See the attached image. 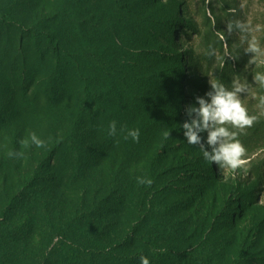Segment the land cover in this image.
<instances>
[{
    "label": "rangeland",
    "instance_id": "374dc122",
    "mask_svg": "<svg viewBox=\"0 0 264 264\" xmlns=\"http://www.w3.org/2000/svg\"><path fill=\"white\" fill-rule=\"evenodd\" d=\"M13 1L28 27L40 21L58 39L71 38L70 51L92 47L112 73L126 75L118 82L95 62L79 61L99 116L86 121L87 131L75 133L72 122L86 98L79 90L59 94L67 79L62 66L51 60L36 68L0 66V211L37 171L44 180L33 189L30 213L22 209L13 217L14 226L31 227L19 237L23 263L32 264L33 247L45 242L47 220L68 225L78 215L77 227L102 239L126 264H140L142 256L150 264H264V185L254 174L264 162V145L247 152L241 168H219L200 145L187 143L183 130L188 108L198 106L197 97L207 99L211 81L230 62L235 71L226 86L239 80L245 86L240 99L256 117L253 125L264 121V88L254 80L264 71V57L251 62L245 37L227 31L229 21H247L253 29L259 24L261 31L251 35L264 45V0H77L68 17H58L66 12L63 0ZM168 14L179 30L158 19ZM169 28L177 30L176 46L161 42ZM210 50L211 64L197 72L194 63ZM183 79L206 87L182 89ZM178 87L185 95L171 96ZM116 89L120 96L100 98L103 90ZM113 121L115 136L108 133ZM129 129L140 130L138 142L127 137ZM68 132L75 145L55 152ZM32 133L46 146L32 145ZM202 136L207 146V134ZM187 252L194 257L182 255ZM92 264L111 263L98 258Z\"/></svg>",
    "mask_w": 264,
    "mask_h": 264
},
{
    "label": "trees",
    "instance_id": "16d2710c",
    "mask_svg": "<svg viewBox=\"0 0 264 264\" xmlns=\"http://www.w3.org/2000/svg\"><path fill=\"white\" fill-rule=\"evenodd\" d=\"M77 0H63L62 6L66 12L58 17H68L67 8L76 3ZM118 3L120 0H116ZM13 0H5L4 3L0 1V66L9 68L11 66H20L24 68L31 64V67L36 68L40 62L47 60L48 62L54 61L57 65L62 66L65 71V86L61 87V93L70 94L77 92L78 90L83 93L86 98L85 103L79 106V113L76 119L73 120L71 131L75 133L79 131H87L88 122L90 119H95L99 116V109L95 111L92 109L95 101V91L93 86L88 81H84L85 78L81 71L79 61L84 63L98 64L101 71L106 75L114 78L116 81L121 82L125 79V73L122 71L119 74L111 72L110 65L100 56L96 49L92 47H85L82 52L70 51V44L72 39L60 40L58 39L56 32L45 29L42 23L35 22L29 27L24 21H21L18 17V10L15 7ZM68 11V12H67ZM165 21L174 24V27L179 30V23L171 15L161 16ZM163 21V20H162ZM70 22V19H68ZM69 27V25H66ZM166 35L161 37L162 44H169L176 46L177 30L169 28L166 30ZM70 36V35H69ZM211 64L212 58L209 56H203L201 62L194 63V68L197 72L203 70V64ZM62 64V65H61ZM183 65L187 66V62L183 61ZM64 65V66H63ZM36 66V67H35ZM237 68V67H236ZM235 71L233 63L230 62L226 66L218 77L219 82L228 83L229 76ZM182 89L185 87L195 88L197 90H203L206 86L199 85L196 81H188L183 79ZM67 82V83H66ZM64 85V83H63ZM118 89V88H117ZM116 90H103V94L100 98L105 101L115 97L118 92ZM181 88H176L170 92L171 96H178L179 94L185 95V92ZM11 90V89H10ZM119 95V94H118ZM47 96L52 97L51 93ZM120 96V95H119ZM182 97V96H181ZM184 99V97H182ZM183 102V100H182ZM93 121V120H92ZM251 129V131H250ZM74 133L68 132L67 135L56 142L54 151L58 152V149L65 144L75 145L77 139L74 137ZM239 140L242 142L246 149V153L257 147L264 145V121L259 125H252L250 128L244 130L241 133ZM53 151V152H54ZM42 169V168H41ZM258 183L264 185V162H262L254 172ZM40 172H36L34 176L26 180L20 187L19 192L10 198L4 208L0 211V264H24L25 253L20 251V235L26 234L30 231V228L20 225H13V217L17 214L29 212L32 204L35 202V191L33 189L43 182ZM23 209V211H22ZM22 211V212H21ZM81 217L74 215L71 223L68 225H51L43 224V230L41 236L48 242L45 247V242L42 240L40 245H35L32 251V264H92L93 261L103 260V263L108 262L111 264H126L125 261L119 259L114 251L109 249L103 240H98L94 235L89 234L86 230H83L75 224ZM32 224V223H30ZM133 232L129 233L132 236ZM37 233H34L33 238L37 237ZM58 240L56 243L55 240ZM71 242L70 249L65 253L61 252L60 248L65 246V243ZM90 242V243H88ZM92 246H95L97 250H94ZM52 249H49V248ZM48 248V249H47ZM42 250V253L40 252ZM58 253V258L54 260ZM164 255L163 253H160ZM184 257L193 258V253H184ZM18 256V257H16ZM77 260V261H75ZM25 264H29L28 262ZM232 264H238L235 261Z\"/></svg>",
    "mask_w": 264,
    "mask_h": 264
},
{
    "label": "clouds",
    "instance_id": "9594fccd",
    "mask_svg": "<svg viewBox=\"0 0 264 264\" xmlns=\"http://www.w3.org/2000/svg\"><path fill=\"white\" fill-rule=\"evenodd\" d=\"M228 32H238L245 37L246 52L253 53L251 62L255 63L260 57H264V45L251 33L261 31L258 24L253 29L247 21H229L227 23ZM209 56L215 55L210 50ZM255 83L264 88V71L254 74ZM211 91L206 98L197 97V105L188 108L189 121L183 124L184 136L190 145H200L204 158L210 163H214L219 168H230L236 170L245 163L246 149L239 140V135L247 128H250L256 120L255 116L249 114L248 109L240 99V94L244 92L245 86L239 81H232L229 89L224 83L211 81ZM264 103V98H262ZM108 133L111 136L117 134V124L115 121L109 124ZM206 133V145L202 134ZM127 137L138 142L140 138L139 129L127 130ZM126 137V138H127ZM30 142L38 148L45 147V141L35 133L30 136ZM28 141H25L27 144ZM210 147V151H209ZM140 183H151L150 180H140ZM140 264H150V260L142 256Z\"/></svg>",
    "mask_w": 264,
    "mask_h": 264
}]
</instances>
